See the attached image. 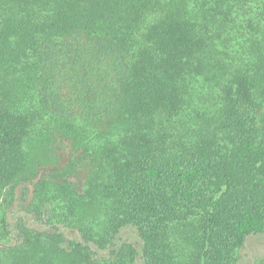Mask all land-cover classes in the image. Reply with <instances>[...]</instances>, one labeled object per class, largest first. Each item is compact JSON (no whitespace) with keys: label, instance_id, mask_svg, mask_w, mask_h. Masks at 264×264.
Here are the masks:
<instances>
[{"label":"trees","instance_id":"1","mask_svg":"<svg viewBox=\"0 0 264 264\" xmlns=\"http://www.w3.org/2000/svg\"><path fill=\"white\" fill-rule=\"evenodd\" d=\"M263 234L264 0H0V264H250Z\"/></svg>","mask_w":264,"mask_h":264},{"label":"rangeland","instance_id":"2","mask_svg":"<svg viewBox=\"0 0 264 264\" xmlns=\"http://www.w3.org/2000/svg\"><path fill=\"white\" fill-rule=\"evenodd\" d=\"M16 206L18 208L21 206L19 196ZM240 254L250 264H264V234L249 236L245 248L240 251Z\"/></svg>","mask_w":264,"mask_h":264}]
</instances>
